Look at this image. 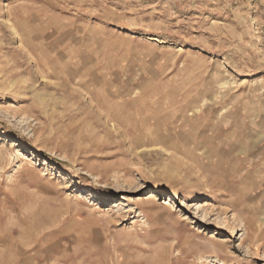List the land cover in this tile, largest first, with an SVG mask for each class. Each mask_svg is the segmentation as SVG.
I'll return each instance as SVG.
<instances>
[{
  "label": "rangeland",
  "instance_id": "1",
  "mask_svg": "<svg viewBox=\"0 0 264 264\" xmlns=\"http://www.w3.org/2000/svg\"><path fill=\"white\" fill-rule=\"evenodd\" d=\"M0 264H264V0H0Z\"/></svg>",
  "mask_w": 264,
  "mask_h": 264
},
{
  "label": "bare ground",
  "instance_id": "2",
  "mask_svg": "<svg viewBox=\"0 0 264 264\" xmlns=\"http://www.w3.org/2000/svg\"><path fill=\"white\" fill-rule=\"evenodd\" d=\"M31 153H33V152H31Z\"/></svg>",
  "mask_w": 264,
  "mask_h": 264
}]
</instances>
